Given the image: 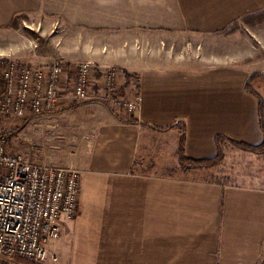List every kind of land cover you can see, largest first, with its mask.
I'll return each mask as SVG.
<instances>
[{"label": "crops", "instance_id": "0c3cea01", "mask_svg": "<svg viewBox=\"0 0 264 264\" xmlns=\"http://www.w3.org/2000/svg\"><path fill=\"white\" fill-rule=\"evenodd\" d=\"M19 19L43 26L26 63L63 57L140 78L126 87L141 96L137 122L96 100L59 109L77 112L67 124L96 156L69 165L92 171L78 213L50 243L58 264H264V154L225 144L209 170L179 159L182 139L192 159L215 157L220 134L264 141L258 98L246 90L255 73L264 99V75L237 26L263 24L264 0H0V29ZM166 46L211 54L171 57Z\"/></svg>", "mask_w": 264, "mask_h": 264}, {"label": "built area", "instance_id": "2783aa9c", "mask_svg": "<svg viewBox=\"0 0 264 264\" xmlns=\"http://www.w3.org/2000/svg\"><path fill=\"white\" fill-rule=\"evenodd\" d=\"M2 78L0 112L20 117L90 100L132 116L141 105L140 94L121 95L124 78L117 68L92 61L75 69L63 58L37 67L11 61ZM81 179L75 167L34 162L0 141V258L58 263L50 243L61 237L62 221L79 211Z\"/></svg>", "mask_w": 264, "mask_h": 264}, {"label": "rangeland", "instance_id": "374dc122", "mask_svg": "<svg viewBox=\"0 0 264 264\" xmlns=\"http://www.w3.org/2000/svg\"><path fill=\"white\" fill-rule=\"evenodd\" d=\"M258 23V25H251V27L247 25L245 21H240L237 23L238 25H236L242 27L246 31V33L251 34L252 46L253 48L255 47L253 49L255 51L253 52L254 57L250 60V63L256 65V67H258L259 69H262V75H264V22L262 24L261 20ZM55 26L56 30L54 31L57 32V30L60 29V25L57 24ZM42 27L43 26L40 25V23L19 19L15 21L10 28L0 29V91L2 90V87L4 85L2 73L5 66L9 62L15 61L18 64L31 65L34 67L45 64H33L32 62L26 63L25 61H23L22 56L25 53L37 51L36 49L39 48L40 42L38 41V34L40 33ZM47 37L49 38V36ZM245 38L248 37L245 36ZM171 49L172 47L166 46V49L163 50V55H170L171 57L185 55L186 57L193 56L195 58H199L200 56L206 57L207 55L211 54L210 52L206 51H203V53L201 54H198L194 51L179 53L177 51H171ZM62 58L63 57H59L57 59ZM57 59H55L54 61H56ZM63 59L67 61L65 58ZM67 62L70 64V69H75L76 65L79 63V61L74 63L69 61ZM118 70L121 72V74H123L124 78L122 80V85L120 86L121 95L125 97H132L133 95L137 94V91H135L133 95H128L126 87L130 84L133 85L137 90L140 79H138L137 76L129 74L128 72L122 71L120 69ZM254 82L255 81H253V83ZM262 82H264V76H262ZM97 87L98 85L96 84L94 88ZM74 103L76 102H73L71 104ZM60 109H62V107ZM119 111L120 113H116L115 111L114 112L118 116H121L125 119H134V115L131 116L126 114V112L122 109ZM73 113L75 114L77 112L72 111L66 113L62 110H56L41 115H29L26 117H20L0 112V141H3L7 149H9L10 151H17L19 153H22L34 162L65 166L76 165L77 168H80L81 162L83 165L84 161H90L94 159V157L96 156V152L93 147V141H90V148L87 149L86 146L80 144V138L76 137V130H71L70 126H68L69 124H67V121L70 119ZM75 138H77L78 141H76ZM220 164L221 163L216 166H219ZM211 168L213 167L198 169L209 170ZM225 169L227 171V168ZM90 171H92L90 170V168L89 171L81 170V174L85 178L86 174H88ZM10 262H12V264H39L25 259H16L15 261Z\"/></svg>", "mask_w": 264, "mask_h": 264}, {"label": "trees", "instance_id": "16d2710c", "mask_svg": "<svg viewBox=\"0 0 264 264\" xmlns=\"http://www.w3.org/2000/svg\"><path fill=\"white\" fill-rule=\"evenodd\" d=\"M255 73L252 74L246 83V90L252 94H254L258 98L259 102V117H260V126L264 132V99L263 97L253 89L252 84L254 81ZM4 87V85H3ZM2 87V90H3ZM1 90V91H2ZM130 122H137L136 119H130ZM216 144L218 146V153L215 157L209 158V159H192L188 156H186L184 151V139H182L180 147H179V159L180 164L182 167H196V168H207V167H214L221 163L225 157L223 146L225 144H232L233 146H236L240 149L258 153V154H264V141L261 144L258 145H251L245 142L237 141L235 139H232L226 135H217L216 136Z\"/></svg>", "mask_w": 264, "mask_h": 264}]
</instances>
